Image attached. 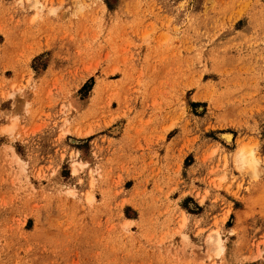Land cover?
<instances>
[{
	"label": "rangeland",
	"instance_id": "374dc122",
	"mask_svg": "<svg viewBox=\"0 0 264 264\" xmlns=\"http://www.w3.org/2000/svg\"><path fill=\"white\" fill-rule=\"evenodd\" d=\"M38 1L0 0V264H264V0Z\"/></svg>",
	"mask_w": 264,
	"mask_h": 264
},
{
	"label": "bare ground",
	"instance_id": "6f19581e",
	"mask_svg": "<svg viewBox=\"0 0 264 264\" xmlns=\"http://www.w3.org/2000/svg\"><path fill=\"white\" fill-rule=\"evenodd\" d=\"M32 7L34 9H40L42 4L38 0H32ZM225 142L230 143L232 140L231 135H223ZM237 163L240 170L247 168L250 172L254 173L257 170V161L253 158L252 154L247 152L245 149H241L237 154ZM211 236H209V240ZM218 246L220 245V239L218 240Z\"/></svg>",
	"mask_w": 264,
	"mask_h": 264
}]
</instances>
